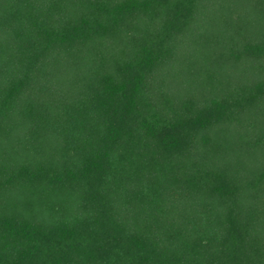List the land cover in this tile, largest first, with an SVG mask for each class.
Wrapping results in <instances>:
<instances>
[{"label":"trees","instance_id":"1","mask_svg":"<svg viewBox=\"0 0 264 264\" xmlns=\"http://www.w3.org/2000/svg\"><path fill=\"white\" fill-rule=\"evenodd\" d=\"M0 264H264V0H0Z\"/></svg>","mask_w":264,"mask_h":264}]
</instances>
